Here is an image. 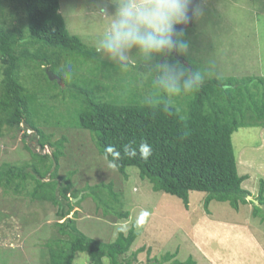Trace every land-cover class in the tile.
I'll list each match as a JSON object with an SVG mask.
<instances>
[{"label": "trees", "instance_id": "trees-1", "mask_svg": "<svg viewBox=\"0 0 264 264\" xmlns=\"http://www.w3.org/2000/svg\"><path fill=\"white\" fill-rule=\"evenodd\" d=\"M59 8V0H0V136L3 129H23L41 151L51 148L50 155L41 154L23 142L30 160L0 165V190L57 208L63 222L53 224L44 244L46 264H73L77 253L87 254L90 264H140L137 253L126 257L138 238L135 225L105 243L82 234L69 217L87 198L102 217L129 216L117 211L120 199L110 184H86L77 193L73 179L82 180L84 158L85 167L91 162L86 144L80 146L83 138L72 130L88 132L98 153L125 178L126 168H137L154 192L178 197L185 209L189 192H201L207 214L212 201L235 211L251 205L252 217L264 223V182L254 198L258 204L248 200L243 183L249 176L239 175L232 144L239 129L264 127V76L208 77L185 55L163 47L126 70L71 35ZM188 35L183 30L189 44ZM190 78L193 86L185 87ZM142 143L151 149L147 160L139 153ZM176 255L146 264H196Z\"/></svg>", "mask_w": 264, "mask_h": 264}, {"label": "rangeland", "instance_id": "rangeland-1", "mask_svg": "<svg viewBox=\"0 0 264 264\" xmlns=\"http://www.w3.org/2000/svg\"><path fill=\"white\" fill-rule=\"evenodd\" d=\"M129 2L59 0V13L71 35L101 51L105 60L119 62L131 71L129 65L136 64L151 49L142 50L136 43L122 45L114 52L106 47L117 8L126 7ZM185 31L189 32L190 42L182 55L194 62L190 65L198 67V73L208 77L264 76V0H197L193 22ZM141 34L147 33L142 29ZM24 133L30 134L29 138L23 139ZM71 133L73 137L81 135L80 146L86 144L84 154L91 162L85 167L84 158L82 180L73 179L77 193L86 184H110L112 193L120 199L117 211L129 214L127 218L116 214L102 217L90 198L82 200L69 215L82 234L109 243L116 239L118 231L126 234L135 225L138 238L126 257L137 253L140 264H146L149 258L161 261L165 254L175 252V260L181 262L191 256L196 264H264V223L252 217L251 205H241L235 211L228 203L212 201L207 214L206 194L191 191L189 208L185 209L178 197L154 192L146 180L139 178L137 168H126L125 178L98 153L88 132ZM31 136L23 129L10 133L3 129L0 165L30 160L24 143L36 152L51 154L50 147L41 151ZM232 144L239 175L249 176L243 188L250 191L248 200L253 201L260 181L264 182V127L239 129L232 136ZM59 174L64 175L63 170ZM81 198L82 193L72 201ZM56 211L49 203L4 195L0 190V264H46L44 244L54 232L53 224L63 222L56 219ZM73 264H90L87 254L77 253ZM104 264H108L106 259Z\"/></svg>", "mask_w": 264, "mask_h": 264}, {"label": "clouds", "instance_id": "clouds-1", "mask_svg": "<svg viewBox=\"0 0 264 264\" xmlns=\"http://www.w3.org/2000/svg\"><path fill=\"white\" fill-rule=\"evenodd\" d=\"M191 4L192 0H130L126 7L117 8V19L112 21L113 31L106 47L114 52L122 45L136 43L142 50L159 51L166 45L169 49L175 48L180 54L186 53L188 42L183 38L182 30L176 31V26L187 23ZM142 29L146 35L141 34ZM193 83L190 78L185 81V87L191 88ZM139 153L147 160L151 149L142 143Z\"/></svg>", "mask_w": 264, "mask_h": 264}, {"label": "water", "instance_id": "water-1", "mask_svg": "<svg viewBox=\"0 0 264 264\" xmlns=\"http://www.w3.org/2000/svg\"><path fill=\"white\" fill-rule=\"evenodd\" d=\"M197 0H192V4L190 5V9H189V19L187 21V23H183V24H180V25H177L176 26V31L179 32V31H183V30H186L187 28H189L193 22V14H194V7H195V3H196ZM164 50L167 52L168 50V47L165 45L163 46ZM172 53L173 54H176V49L175 48H172ZM48 77L50 80H53L55 79V76L52 75V73L48 72ZM253 202L255 204H258V202L256 200H253Z\"/></svg>", "mask_w": 264, "mask_h": 264}]
</instances>
